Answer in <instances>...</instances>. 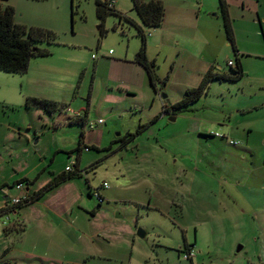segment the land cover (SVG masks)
<instances>
[{"label": "rangeland", "instance_id": "1", "mask_svg": "<svg viewBox=\"0 0 264 264\" xmlns=\"http://www.w3.org/2000/svg\"><path fill=\"white\" fill-rule=\"evenodd\" d=\"M102 1L125 17L110 13L102 21L96 0H0L3 8H15L16 22L52 29L57 36L53 44H38L51 53L32 58L26 74L0 71V183L24 174L35 177L40 170L42 182L74 166L82 131L84 143L99 148L80 152L84 179H73L74 190L61 196L74 202L69 209L74 219L82 211L87 236L80 241L72 229V242L53 252L40 249L35 261L231 264L246 254L240 246L257 244L246 231L256 225L253 213L264 211V197L257 192L262 187L255 185L264 183V169L253 178L249 170L258 163L241 150L250 137L257 154L264 151V27L256 12L235 5V40L247 54L241 56L246 76L213 81L208 94L172 116L162 113L163 106L199 85L211 64L231 73L229 61L236 56L219 0H163L164 23L155 29L141 23L133 0ZM127 17L145 30L147 56L156 61L159 78L167 79L165 86L158 82V94L135 60L142 38ZM28 92L59 106L28 108L23 96ZM260 104L257 111H245ZM86 114L89 122H104L93 130L84 127L76 119ZM143 125L148 126L126 146L116 141ZM87 180L99 188L102 200L89 196ZM243 181L254 185L246 189ZM6 219L0 217V249ZM12 241L6 244L13 247ZM189 249L194 253L186 257Z\"/></svg>", "mask_w": 264, "mask_h": 264}, {"label": "trees", "instance_id": "2", "mask_svg": "<svg viewBox=\"0 0 264 264\" xmlns=\"http://www.w3.org/2000/svg\"><path fill=\"white\" fill-rule=\"evenodd\" d=\"M220 9L224 18V28L226 32L227 39L230 41L233 47L236 59L229 64L231 73H225L217 71L216 66H211L209 70L204 74L199 85L190 87L186 90V95L178 102L164 105L162 113L175 115L180 112L188 111L187 107L199 100L203 95L208 94L211 83L215 80L218 81H231L235 82L240 80L244 74V68L241 63L238 48L236 45L233 20L229 12L228 0H219ZM133 9L137 12L141 23L150 28H159L162 26L165 15L166 7L163 0H133ZM96 11L97 15L102 21L106 19V16L110 13H116L117 15L125 17L121 12L116 10L114 5H111L108 1L103 2L102 0H96ZM74 11H72V14ZM16 10L12 5H7L2 7L0 4V71H4L11 74H26L29 70L30 61L32 58L50 55V50L48 48H42L39 43L53 44L56 41V33L52 29L40 27V26H28L16 22ZM131 23L136 25L139 31V35L142 38V45L140 50L137 52L135 60L146 70L148 77L150 78V83L153 89L157 92V84L160 82L162 86L166 85L167 79L161 80L156 73V61L150 60L147 56V39L145 30L141 25H139L135 20L127 17ZM25 106L28 108H38L45 111H54L58 108L59 102L40 98L36 96H29L26 98ZM87 114L82 117V119H76L84 127H88L89 120L86 119ZM98 126V125H97ZM148 125L141 126L134 133H127L126 136L117 139L121 144V147L126 146L128 142L133 141L136 136L141 133L142 130L147 128ZM89 128V127H88ZM91 129V128H90ZM93 130V129H92ZM84 132H81V137L79 139V144L74 151H77L75 165L70 166L71 170L64 171L63 173L56 174L48 184H46L37 193H28L19 204L15 206L7 207L5 210H0V216L2 214L9 215L16 208L25 207L39 198H41L47 192L54 190L58 185L64 183L65 181L82 178L83 170L79 168V155L83 150H91V148H97L96 146H87L84 143ZM111 145L109 146V148ZM108 148V149H109ZM99 149V148H97ZM71 154V152L69 153ZM96 164V163H95ZM93 164V166H96ZM84 173V172H83ZM22 183L25 185H31L32 180L28 178H23L18 181L17 184ZM16 184V185H17ZM90 195L92 196V192Z\"/></svg>", "mask_w": 264, "mask_h": 264}, {"label": "crops", "instance_id": "3", "mask_svg": "<svg viewBox=\"0 0 264 264\" xmlns=\"http://www.w3.org/2000/svg\"><path fill=\"white\" fill-rule=\"evenodd\" d=\"M234 2L235 0H228L229 12L232 17L233 23H234V19L237 21V17L234 16L233 10L235 9V5H237L238 7L240 5L243 10L247 8V10L257 13L256 15L260 22L261 28L263 29L264 26L262 25V17H264V11H262L261 8H264V0H238L237 1L238 4H234ZM234 34H235V30H234ZM238 54H239L241 63L243 65L244 71H245V64L244 62H242L241 56L245 57L247 56V54L242 53V51H240L239 49H238ZM93 59H96V56L94 57L93 55ZM117 62H120V61H117ZM211 66H215V65L211 64L209 68ZM209 68L207 69V71L209 70ZM131 70L137 71V73L140 72L138 69L132 68ZM245 76H246V72L241 79H243ZM159 92L161 91L158 89L156 94H158ZM23 96L26 101L27 97L37 96V95L28 92V93H25ZM176 102H173V103H176ZM262 106H263L262 104L255 105L252 107L248 105L245 111H257ZM158 116H160V114ZM77 117L78 119L79 118L82 119L83 116L78 115ZM86 117H87L86 119H88V114ZM156 118H159V117L156 116ZM174 119H176V117H174ZM28 129H29L28 130L29 132L31 129L30 128ZM11 134L14 135L13 132H11ZM222 137H225V136L222 135ZM22 138H24V136L20 135V139ZM249 139L250 137L248 138V141H246V143L243 145L241 150H243L247 154H250L251 156H255L253 157V160L251 163L257 162L258 166L255 168H250L249 172L251 173V176L253 175V178L256 179L257 175L260 177L261 175H263V174L259 175V172L261 171V169H264V151L257 154L256 149L250 145ZM36 143L37 142H35V144ZM257 156H260V158H258ZM67 167L68 166H66V168ZM66 168L64 171H66ZM79 168L81 169L80 166ZM40 171L37 172L35 177H30L28 176V174H24L22 176H18L17 178H15L12 183H9L7 180H4L3 182H1L0 183V193H1L0 194V210L1 209L5 210L7 207H10V206L12 207L11 200L13 197L22 196L24 195V192L25 193L26 192L28 193L39 192V190H41L46 184H48L55 177L53 176V174H51V176H47L42 182H39L41 179ZM253 173H257V175ZM82 174L85 175V172L84 173L82 172ZM54 175H56V173ZM23 178H28L32 180L33 183L31 185H26L25 189L23 190L17 189L16 184L18 183L19 180ZM82 178L84 179V177ZM76 179H79V178H76ZM72 180L65 181L64 183L58 185L56 188H54V190L47 192L37 201L25 207L16 208L12 212H10V214H12V216L15 218L13 221H11V219L9 218L8 221L5 220L4 222L6 226L3 227V234L5 236L3 237V245L1 246V249H0L1 250L0 264H40L35 261V257L41 252L40 249L46 250L48 252L50 251L53 252L56 248L61 247L63 243L69 244L70 242H72V236H71L72 229H75L76 232H78L77 234H80L78 236V240L80 241L84 237L87 236V227L85 225L87 223L86 221L85 222L83 221L84 217L82 214L79 213L82 211L77 212L76 213L77 216H75V219H74L73 211H70L71 214H69L70 205H72L74 202H71L72 200L69 201L66 197H61L63 194H66V191H68L70 194V192L74 190V187H72L73 185ZM257 181H259V179ZM240 183L241 181L237 180L236 185ZM88 184H89V188L87 190V193L89 194V196H91L90 195L91 193L89 192H92V196H94L93 193H95L96 189L92 187L90 181H88ZM252 184H253V181L252 183H250V181L242 182V186L245 187L246 189L252 186ZM255 185L256 186L260 185V187H262V188L257 189V192H258V195L264 197V192L262 191V189L264 188V183H257ZM71 187H72V190H71ZM73 196H74V192H73ZM251 196H253V194ZM79 209L81 210L83 208L79 207ZM242 211L244 212V214L242 215L244 217L243 219H246L247 215L245 213V210H242ZM9 215L2 214V216H5L6 218L9 217ZM253 220L256 225L254 226L252 231H246V232H248V235L250 236V238H253V241L257 242V244H253L251 247L248 248L247 244L244 243L243 244L244 246H241L243 248V250L241 251H245L246 254L245 255L240 254L239 256H236L235 257L236 261H232L231 264H264V211L257 210L256 212H254ZM35 222H37L36 225H35ZM38 227L42 229L35 238V233L37 232ZM66 230H68V233ZM10 237L13 239L11 243L13 244V247L12 245L6 244L8 243L7 240L10 239ZM186 244L190 245L189 243H186ZM252 256L257 257L258 260H255ZM48 261L46 262L48 263ZM57 261H58L57 259L53 258L50 260V263L55 264ZM77 263H80V260H78ZM197 263L200 264V261L197 262L195 261V259H193V264H197Z\"/></svg>", "mask_w": 264, "mask_h": 264}, {"label": "built area", "instance_id": "4", "mask_svg": "<svg viewBox=\"0 0 264 264\" xmlns=\"http://www.w3.org/2000/svg\"><path fill=\"white\" fill-rule=\"evenodd\" d=\"M111 5H113V3H111ZM94 57H95V55H94ZM229 64H232V61H230ZM103 122H104L103 119H98L97 121L88 122V127L91 128V129H95V127L97 125H99V124H101ZM213 135L214 136H222L218 132L213 133ZM230 142L233 143L232 140ZM66 170L67 171L71 170V167L68 166L66 168ZM103 186L104 187H109V183L108 182H104ZM16 187H17V189L23 190V189H25L26 185L22 184V183H19L18 185H16ZM26 194L27 193L24 192V195H22V196L13 197L12 200H11V205L15 206V205L19 204L24 198H26V196H27ZM94 196H97V198H99L98 200H102V196H101V193H100L99 189H96V191L94 193ZM6 220H9V217H7ZM193 253H194L193 249H189V251L186 253V257H190L191 255H193Z\"/></svg>", "mask_w": 264, "mask_h": 264}, {"label": "water", "instance_id": "5", "mask_svg": "<svg viewBox=\"0 0 264 264\" xmlns=\"http://www.w3.org/2000/svg\"><path fill=\"white\" fill-rule=\"evenodd\" d=\"M164 97H166V95H164ZM138 235L140 236V237H145V232L142 230V229H139L138 230ZM241 246L239 247V249L238 250H241Z\"/></svg>", "mask_w": 264, "mask_h": 264}, {"label": "flooded vegetation", "instance_id": "6", "mask_svg": "<svg viewBox=\"0 0 264 264\" xmlns=\"http://www.w3.org/2000/svg\"><path fill=\"white\" fill-rule=\"evenodd\" d=\"M128 143H130V142H128ZM128 143H127V144H128ZM127 144H125V145H127ZM111 148H112V144H111V147L109 148V150H110Z\"/></svg>", "mask_w": 264, "mask_h": 264}]
</instances>
